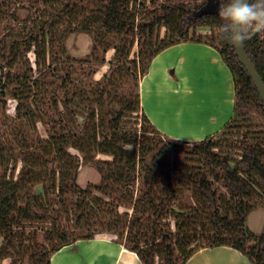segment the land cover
<instances>
[{"label":"trees","instance_id":"trees-1","mask_svg":"<svg viewBox=\"0 0 264 264\" xmlns=\"http://www.w3.org/2000/svg\"><path fill=\"white\" fill-rule=\"evenodd\" d=\"M28 2L0 3V94L17 101L0 127V264H51L100 236L143 264H186L220 246L264 264V232L246 224L264 207V123L247 119L264 101L235 47L198 31L223 23L195 15L207 0H41L34 21L39 1ZM77 31L93 35L84 56L67 45ZM187 41L216 47L236 87L232 119L199 141L163 134L141 105L153 59ZM244 43L264 80V33ZM86 165L99 183H78Z\"/></svg>","mask_w":264,"mask_h":264},{"label":"crops","instance_id":"crops-1","mask_svg":"<svg viewBox=\"0 0 264 264\" xmlns=\"http://www.w3.org/2000/svg\"><path fill=\"white\" fill-rule=\"evenodd\" d=\"M173 68V69H172ZM158 72V85L165 87V102L177 110L154 114L145 96L156 91L147 86L151 72ZM171 72V73H170ZM173 74V75H172ZM157 80V78H156ZM141 105L152 123L168 136L196 141L220 132L234 115L236 87L231 69L219 50L205 42L187 41L170 46L152 61L140 83ZM161 91V90H159ZM161 100L156 98L154 107ZM51 264H143L138 254L121 242L100 236L65 246L52 255ZM186 264H252L230 246L198 250Z\"/></svg>","mask_w":264,"mask_h":264},{"label":"rangeland","instance_id":"rangeland-1","mask_svg":"<svg viewBox=\"0 0 264 264\" xmlns=\"http://www.w3.org/2000/svg\"><path fill=\"white\" fill-rule=\"evenodd\" d=\"M5 1L6 0H0V3H2V5H5ZM9 2V0H7ZM19 2H21L22 4H28V0H18ZM39 4L38 6H36L33 11L32 14V21H34L36 18H38V15L40 14L39 11L42 10L44 7V4L41 2V0H38ZM162 0H159V3H161ZM18 3V2H17ZM7 5V4H6ZM18 4L13 3L12 4V8L14 9ZM42 8V9H41ZM23 14V13H22ZM11 24L14 26H17L18 29L23 26V24H21L19 21H11ZM30 25V24H28ZM198 31L200 33H202L203 35L206 34H211L214 35L215 39H216V43H219V35L217 33V27H211V26H200L198 28ZM218 37V38H217ZM67 45L69 48V51L76 55V56H84L85 54H87L89 52V50L92 48L93 45V35L86 33V32H74L72 34L69 35L68 39H67ZM111 57V54H108V58ZM3 62L0 60V68L2 67L1 65ZM108 66H104L102 71H104L105 69H107ZM173 69V68H172ZM171 73V72H170ZM100 75V74H99ZM173 75V74H172ZM0 78H1V71H0ZM157 78V80H156ZM2 81L7 83L8 80L6 78H4V76H2ZM158 79H161V77L158 76V72L154 71L151 72V76H150V80L147 82V86H150L151 88L153 86H155L156 91H151L150 93H147L145 96V104L146 107L148 106V108L153 107L154 108V114H156V116H160L161 112L163 111H171V112H175L177 110V104L175 105H170L168 106V104H166L165 102V96L164 93H159V92H165L166 89H164L165 87H160V88H156L158 85ZM11 87H18V83L17 81L13 82L10 84L9 88ZM161 90V91H159ZM156 98H158L161 104H159V107L156 108L154 107L155 105V100ZM16 105H17V101L13 100L11 96H2L0 94V127L4 126L3 124L6 122V115L8 116H14L16 114ZM161 117V116H160ZM248 121H253L256 123H264V115H260L257 112H251L248 116H247ZM249 124V122H247ZM172 160L175 162H184L185 156L184 155H176L174 154L172 156ZM101 181V174L99 173V171L89 165H86L84 167L81 168L80 171V175L78 176V183L82 186L87 185L89 182L92 183H99ZM247 226L249 229H251L253 232H255L256 234H260L264 232V207H259V208H255L254 210H252L247 218V222H246ZM4 264H10V260H5L3 261ZM25 264H29L28 262H25Z\"/></svg>","mask_w":264,"mask_h":264},{"label":"clouds","instance_id":"clouds-1","mask_svg":"<svg viewBox=\"0 0 264 264\" xmlns=\"http://www.w3.org/2000/svg\"><path fill=\"white\" fill-rule=\"evenodd\" d=\"M218 15L223 23L217 33L233 46L264 33V0H221Z\"/></svg>","mask_w":264,"mask_h":264},{"label":"water","instance_id":"water-1","mask_svg":"<svg viewBox=\"0 0 264 264\" xmlns=\"http://www.w3.org/2000/svg\"><path fill=\"white\" fill-rule=\"evenodd\" d=\"M221 0H207L206 4L195 12L196 16H203L205 14H216L218 15ZM235 47L237 55L241 63L245 66L248 73L252 77L263 101H264V80L257 71L254 63L247 54L245 43L242 46Z\"/></svg>","mask_w":264,"mask_h":264}]
</instances>
